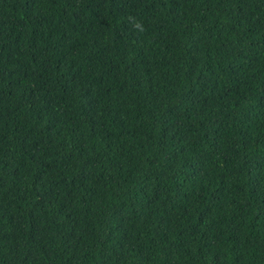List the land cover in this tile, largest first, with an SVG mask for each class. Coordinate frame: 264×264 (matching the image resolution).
<instances>
[{
  "label": "trees",
  "instance_id": "1",
  "mask_svg": "<svg viewBox=\"0 0 264 264\" xmlns=\"http://www.w3.org/2000/svg\"><path fill=\"white\" fill-rule=\"evenodd\" d=\"M0 264H264V0H0Z\"/></svg>",
  "mask_w": 264,
  "mask_h": 264
}]
</instances>
